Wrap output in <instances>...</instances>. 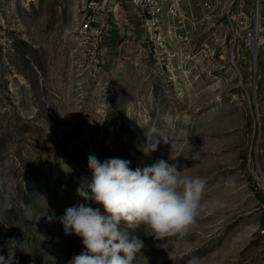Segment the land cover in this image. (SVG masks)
Segmentation results:
<instances>
[{
    "label": "rangeland",
    "instance_id": "1",
    "mask_svg": "<svg viewBox=\"0 0 264 264\" xmlns=\"http://www.w3.org/2000/svg\"><path fill=\"white\" fill-rule=\"evenodd\" d=\"M86 1L0 0V256L69 264L86 250L61 218L87 203L76 189L95 155L164 159L206 178L204 201L227 202L183 237L129 230L144 244L133 264H264V0H246V35L225 30L172 65L125 0L81 34Z\"/></svg>",
    "mask_w": 264,
    "mask_h": 264
},
{
    "label": "clouds",
    "instance_id": "2",
    "mask_svg": "<svg viewBox=\"0 0 264 264\" xmlns=\"http://www.w3.org/2000/svg\"><path fill=\"white\" fill-rule=\"evenodd\" d=\"M156 146L153 143L151 150ZM130 163L88 156L91 178L76 189L87 203L67 208L61 218L65 233L74 232L86 249L69 264H133L144 244L129 230L143 225L156 239L183 237L201 212L227 207L223 200L204 201L206 178L186 176L174 163L159 159L143 169H132ZM92 202L102 205L105 214L89 206ZM11 260V254L7 260L0 256V264ZM188 264H200V258L193 256Z\"/></svg>",
    "mask_w": 264,
    "mask_h": 264
},
{
    "label": "built area",
    "instance_id": "3",
    "mask_svg": "<svg viewBox=\"0 0 264 264\" xmlns=\"http://www.w3.org/2000/svg\"><path fill=\"white\" fill-rule=\"evenodd\" d=\"M111 0H87L81 34L99 33L106 20L100 12ZM135 8L157 49L171 65L177 61H198V50L210 45L214 36L229 30L235 37L244 30L246 0H125ZM257 14L260 9L257 8ZM240 30V31H239ZM246 35V29L242 32ZM231 41V43H232ZM246 41V40H245ZM223 44H226L225 40ZM254 52L258 46L256 28L248 34ZM205 51V50H204ZM215 53H212L214 57Z\"/></svg>",
    "mask_w": 264,
    "mask_h": 264
},
{
    "label": "flooded vegetation",
    "instance_id": "4",
    "mask_svg": "<svg viewBox=\"0 0 264 264\" xmlns=\"http://www.w3.org/2000/svg\"><path fill=\"white\" fill-rule=\"evenodd\" d=\"M207 47H209V45H208ZM205 51H206V50H205Z\"/></svg>",
    "mask_w": 264,
    "mask_h": 264
}]
</instances>
